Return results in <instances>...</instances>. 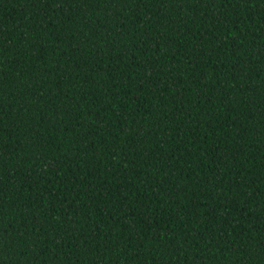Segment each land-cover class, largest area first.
Wrapping results in <instances>:
<instances>
[{
	"label": "trees",
	"instance_id": "16d2710c",
	"mask_svg": "<svg viewBox=\"0 0 264 264\" xmlns=\"http://www.w3.org/2000/svg\"><path fill=\"white\" fill-rule=\"evenodd\" d=\"M0 264H264V0H0Z\"/></svg>",
	"mask_w": 264,
	"mask_h": 264
}]
</instances>
